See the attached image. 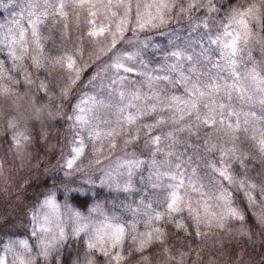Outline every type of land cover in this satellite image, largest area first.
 <instances>
[{
	"label": "rangeland",
	"instance_id": "374dc122",
	"mask_svg": "<svg viewBox=\"0 0 264 264\" xmlns=\"http://www.w3.org/2000/svg\"><path fill=\"white\" fill-rule=\"evenodd\" d=\"M213 1L0 0V264H264V0Z\"/></svg>",
	"mask_w": 264,
	"mask_h": 264
},
{
	"label": "trees",
	"instance_id": "16d2710c",
	"mask_svg": "<svg viewBox=\"0 0 264 264\" xmlns=\"http://www.w3.org/2000/svg\"><path fill=\"white\" fill-rule=\"evenodd\" d=\"M246 1V0H245ZM240 0H214L213 1V6L214 9L217 13L218 16H222L224 13H226L227 11H229L230 9L234 8L237 4L242 5V3H240ZM259 37L261 40V52L264 54V15L260 17V22H259ZM160 42V46L159 48H156L152 54L155 55L154 60L157 59V56L159 55L160 49L162 47V42L161 39H159ZM0 59L3 61V67L5 69L6 66L4 65V57L0 55ZM166 115H171L173 118L177 117V112L175 110L172 109H168L166 110ZM193 127L195 126V122L193 123ZM184 133H186L187 131H183ZM199 137H201L199 135ZM178 140V149H181L183 152H187L186 155L191 156V157H198L203 159L204 157H209L210 153L202 151V149L200 148V142L198 140V138L196 136H190L188 138H186L185 140ZM94 199H92L91 197H89L87 194H79L77 192H69L67 193L66 197H65V201L71 205L73 208L79 210V211H84L89 204H91L93 202ZM168 227H170L171 230H173L172 225H167ZM177 230V229H174ZM178 232V231H176ZM79 241H76L75 244L81 245L83 240L81 237L78 238ZM71 244V242H69V245L74 247L75 246ZM65 251H61L60 257H61V261L60 264H70V260H71V255H65L64 253ZM59 256V255H56ZM51 264H54L53 261H51Z\"/></svg>",
	"mask_w": 264,
	"mask_h": 264
},
{
	"label": "snow or ice",
	"instance_id": "6c2138e0",
	"mask_svg": "<svg viewBox=\"0 0 264 264\" xmlns=\"http://www.w3.org/2000/svg\"><path fill=\"white\" fill-rule=\"evenodd\" d=\"M251 14H252V9L251 8L248 9L247 12L241 13L242 19L240 20V23L244 24L245 28H247V24L245 23L243 17L244 16H250ZM92 34L95 35V33H92ZM234 43H235V41H233V44ZM233 44H229L228 47H233ZM69 165H71V161L69 162ZM176 201H177V198L174 195L172 203L169 205V207L172 208L173 210H175L174 205L176 204ZM233 215H235V213H233ZM122 233H123V229H117L116 233H114L113 239L115 240L116 243L120 242ZM144 247H145V245L143 243H141L140 249L143 250Z\"/></svg>",
	"mask_w": 264,
	"mask_h": 264
}]
</instances>
